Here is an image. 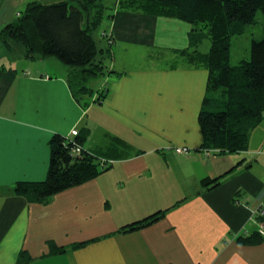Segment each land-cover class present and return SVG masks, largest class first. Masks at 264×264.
Instances as JSON below:
<instances>
[{
	"label": "crops",
	"instance_id": "0c3cea01",
	"mask_svg": "<svg viewBox=\"0 0 264 264\" xmlns=\"http://www.w3.org/2000/svg\"><path fill=\"white\" fill-rule=\"evenodd\" d=\"M32 1L0 0V31ZM107 6L115 50L100 103L96 95L87 106L75 99L68 66L0 43V264H19L24 252L28 264H264V235L256 244L239 240L260 233L264 221L254 215L264 206V122L244 152L203 150L209 72L180 54L192 26L120 9L119 0ZM132 48L147 51L150 65L133 66ZM74 130L87 132L85 148L112 166L43 203L17 195L18 182L47 178L51 139ZM217 178L218 186L204 187ZM159 211L158 221L122 231ZM52 244L66 251L54 253Z\"/></svg>",
	"mask_w": 264,
	"mask_h": 264
},
{
	"label": "trees",
	"instance_id": "16d2710c",
	"mask_svg": "<svg viewBox=\"0 0 264 264\" xmlns=\"http://www.w3.org/2000/svg\"><path fill=\"white\" fill-rule=\"evenodd\" d=\"M119 8L176 19L192 26L189 48L180 54L190 64L209 72L199 115L202 149L217 155L248 150L252 132L264 122V37L252 41L250 58L236 66L231 64L232 39L257 23L258 12H264V0H119ZM111 10L105 0H65L53 4L33 0L15 21L0 31V43L8 52L14 44L23 46L26 57L33 60L56 57L70 68L68 82L75 99L87 106L96 95L95 103H100L106 97V89L96 92L90 84L111 73L104 59L113 57V39L108 30L103 32L109 42L108 49H104L98 45L94 33L112 18ZM206 38L210 39L211 48L204 53L200 46ZM86 138L87 132H78L73 137L55 135L49 143L51 162L47 178L18 182L14 192L30 202L43 203L109 169L114 161L88 151L84 146ZM76 144L83 149L78 157L72 155ZM220 179L205 180L204 187H216ZM163 213L159 211L129 224L122 231L152 224ZM262 239L258 232L250 238H239L246 244H256ZM50 247L54 253L66 251L54 244ZM29 260L30 256L24 252L19 264H28Z\"/></svg>",
	"mask_w": 264,
	"mask_h": 264
},
{
	"label": "rangeland",
	"instance_id": "374dc122",
	"mask_svg": "<svg viewBox=\"0 0 264 264\" xmlns=\"http://www.w3.org/2000/svg\"><path fill=\"white\" fill-rule=\"evenodd\" d=\"M105 2L108 4V0H105ZM108 22L109 21L106 20L103 23V25L101 26V28H99L94 33V37L97 40L98 45L100 47L104 48V49H108V46H109V44H108L109 42H108L107 38L102 36L103 32L105 30H108V28H107ZM263 37H264V12L263 11H259L258 12V16H257V23L254 24V25L249 26L247 28L246 32L243 35L233 37V39H232L231 64L236 66L241 61H243L245 59H249L250 58V54H251V43H252V41L254 39L260 40ZM111 48H112L113 51L115 50L114 49L115 46L112 45ZM210 48H211V41H210V39L206 38L204 40V42L202 43V45L200 46V50L202 52L206 53V52H208L210 50ZM23 53H24V51L23 52H20V51L18 52L20 57L24 56ZM127 54H128L129 57H131V61L130 62L135 67H138V68L147 67L151 63L150 60L147 57L148 52L147 51L144 52L142 49L132 48L130 50V52L127 53ZM105 56H107V52H106ZM126 58H127V56H126ZM50 59H53L54 61H58V63H62L56 57H51ZM19 60H21V59H19ZM170 60H172V59H170ZM2 61L7 63L8 60L4 59V60H1V62ZM51 61L52 60H46V63H48L47 64L48 70L59 72L58 71L59 69H53L52 68L53 67L52 65L55 66L56 64H55V62H51ZM104 62L107 65V67L108 66L112 67L113 58L111 60L110 59L108 60V58L106 57V59H104ZM19 63H20L19 61H18V63H16L17 66H18ZM37 63H39V62H37ZM42 63H44V62H42ZM29 64L30 63L27 62V65H29ZM24 65H26V62H24V60H22V63L19 64V67L24 66ZM43 65H42V67H43ZM103 81H104V77H101L98 80H96L94 82H91L90 86L97 92L99 90V88L101 87V83Z\"/></svg>",
	"mask_w": 264,
	"mask_h": 264
},
{
	"label": "built area",
	"instance_id": "2783aa9c",
	"mask_svg": "<svg viewBox=\"0 0 264 264\" xmlns=\"http://www.w3.org/2000/svg\"><path fill=\"white\" fill-rule=\"evenodd\" d=\"M78 132H79L78 130H74V131H72L70 136H72V137L73 136H77ZM70 136H68V137H70ZM82 150H83L82 147H80L79 145L76 144V146H74V148L72 150L73 151L72 155L78 157L82 153ZM175 151L177 153H188L189 149L188 148H181V147L178 148L177 147L175 149ZM254 215L256 217H259L260 219H261V217L263 218L264 217V206L263 205L260 206V208L255 211ZM260 233H261V235H264V222H261V224H260Z\"/></svg>",
	"mask_w": 264,
	"mask_h": 264
}]
</instances>
